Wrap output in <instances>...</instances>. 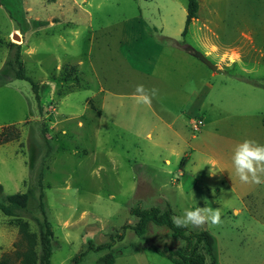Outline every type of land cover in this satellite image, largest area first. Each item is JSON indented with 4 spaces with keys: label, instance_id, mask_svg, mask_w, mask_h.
<instances>
[{
    "label": "rangeland",
    "instance_id": "rangeland-1",
    "mask_svg": "<svg viewBox=\"0 0 264 264\" xmlns=\"http://www.w3.org/2000/svg\"><path fill=\"white\" fill-rule=\"evenodd\" d=\"M187 1L0 0V133L18 134L0 144V198L29 192L26 210L0 212V259L17 263L18 219L39 234L41 190L53 233L50 264H73L89 244L122 231L111 249L88 251L80 264H104L107 254L114 264H173L153 247L183 241L152 224L135 235L136 206L169 207L174 216L220 208L219 225L188 229L213 236L217 264H264V184L241 183L231 159L246 139L264 145V0H197V19L182 36ZM163 37L220 68L213 74L177 53L137 56L146 45L139 44ZM17 50L25 75L42 84L41 111L29 83L15 79ZM222 53L230 56L220 60ZM124 57L156 68L152 76L132 74ZM206 81V112L194 111L193 94ZM137 85L158 89L150 105L134 100ZM158 103L191 112L164 125L150 109ZM198 118L203 125L194 132L189 122Z\"/></svg>",
    "mask_w": 264,
    "mask_h": 264
},
{
    "label": "trees",
    "instance_id": "trees-1",
    "mask_svg": "<svg viewBox=\"0 0 264 264\" xmlns=\"http://www.w3.org/2000/svg\"><path fill=\"white\" fill-rule=\"evenodd\" d=\"M199 11V5L197 0H188L186 7V18L184 23V29L182 36H185L187 29L193 20L197 19ZM168 38H162L158 42L166 44ZM17 44L11 43L10 48L18 49ZM14 56L13 63L17 69L15 70V79L22 80L29 83L36 106L39 111L42 109V98H41V87L42 84L33 81L25 75L24 67L19 59L18 50ZM4 70V68H3ZM1 70V73L3 72ZM4 81L0 80V85ZM18 138V134L14 133L12 128H4L0 133V144L11 142ZM43 179V171L38 174L37 185L41 188ZM2 187L0 186V192ZM43 193L40 190L39 195V211L41 214V220H38L39 234L31 232L29 229L28 222L19 220L16 223L18 234L20 236V242L16 245L17 249L14 250L13 255L16 258L17 263L9 255H4L0 259V264H50V256L52 253V230L50 223L46 218L44 205L42 202ZM29 192L25 193H14L3 195L0 198V212L6 217H15L16 211L26 210L28 208ZM130 214L137 220L134 226L130 229L137 236H142L146 233L147 227L152 224L154 226L164 228L168 230L170 237L174 240L183 241L184 245L182 248H173L168 245H164L162 249L153 247L154 251L162 256L166 257L173 264H205L206 256L209 257L211 264H217V258L214 250V238L207 231H191L187 228H177L172 223V217L174 216L172 210L167 207L160 209L158 207H150L143 209L139 206L130 209ZM128 228L124 226L123 229ZM124 232L111 236L109 242L94 247L93 244H89L85 252L79 253L73 258V264H80L82 258L88 251H103L111 249L116 241L123 239ZM40 247V255H38L37 248ZM104 264H114V257L111 254H107L103 258Z\"/></svg>",
    "mask_w": 264,
    "mask_h": 264
},
{
    "label": "clouds",
    "instance_id": "clouds-1",
    "mask_svg": "<svg viewBox=\"0 0 264 264\" xmlns=\"http://www.w3.org/2000/svg\"><path fill=\"white\" fill-rule=\"evenodd\" d=\"M157 95L158 89L149 90L143 85H137L133 98L137 104L150 105L152 98ZM231 159L235 174L241 183L264 184V145L246 139L235 146ZM171 219L177 228L202 227L206 223L214 226L221 223V210L212 207H195L185 209L182 215L173 216Z\"/></svg>",
    "mask_w": 264,
    "mask_h": 264
},
{
    "label": "crops",
    "instance_id": "crops-1",
    "mask_svg": "<svg viewBox=\"0 0 264 264\" xmlns=\"http://www.w3.org/2000/svg\"><path fill=\"white\" fill-rule=\"evenodd\" d=\"M20 38H21V36H20ZM143 44H146L148 46L145 45L144 47H141V50L138 49L136 54H137V56H139V53H141L140 55H144V59L145 60H146V56L147 55H154L156 57L158 55H163L164 53H167V55H173L174 53H177V55H180V56L184 55V56H187V57L195 58L193 55H191L189 53V51L187 50L186 46L182 47L180 43L176 42L175 40H173L171 38H168L167 44H161L158 41L147 44V42L145 41L142 44H139V46H143ZM210 50H211L212 53H214L216 51L215 46H212ZM129 53L131 54V52L128 50L127 54H129ZM207 54H209V53H207ZM232 55L234 56V58L236 57L235 54L232 53ZM228 57L226 56L225 53H222L220 55V60H224L225 58H228ZM123 60H124L126 66L128 68V71L130 73H132V74L150 75V76H152V74H153V70L152 69L156 68V63L155 62H150L151 66H149L148 64H145V63L144 64H139V66H137L135 64L133 65L129 61V58L127 59L126 57H124ZM80 64H81V62H78V66H80ZM219 68H220V65L218 64L216 66V70H218ZM215 71H212L213 74H214ZM209 90H210V87H209L208 82L206 81V83L203 84L202 90L199 93L195 92L193 94V98L191 100V109H194V111H197L198 109L201 110V108H202V112H206L204 110L203 103H204L205 98L208 97V95H209ZM150 109L152 110L153 114L158 118V120L160 122H162L164 125H167L168 122H170V121H175V120L179 121V120L185 119V118H187L189 116V114L191 112V111L187 112V111H184V109H180L179 108L180 111H176V113L174 114L165 105L159 104V103H158L157 107H154V109L152 107H150ZM262 123L264 124V117L262 119ZM189 124H190V122H189ZM210 161H211L212 165L216 164V162H217L216 159H212V160L210 159ZM183 162L184 161H182L181 164H183ZM166 163H168V160H166ZM209 176H213V173L209 172ZM236 211L237 210H233V213L236 212Z\"/></svg>",
    "mask_w": 264,
    "mask_h": 264
},
{
    "label": "water",
    "instance_id": "water-1",
    "mask_svg": "<svg viewBox=\"0 0 264 264\" xmlns=\"http://www.w3.org/2000/svg\"><path fill=\"white\" fill-rule=\"evenodd\" d=\"M12 39L13 40L15 39L17 41H21L20 40L21 38L16 33L12 34ZM186 48L191 55H193L195 58H197L201 63H203L205 66H207L210 70H212V71L216 70V66L213 65L203 54H201L198 51H195L191 47L186 46Z\"/></svg>",
    "mask_w": 264,
    "mask_h": 264
},
{
    "label": "built area",
    "instance_id": "built-area-1",
    "mask_svg": "<svg viewBox=\"0 0 264 264\" xmlns=\"http://www.w3.org/2000/svg\"><path fill=\"white\" fill-rule=\"evenodd\" d=\"M202 125H203L202 118L192 119L190 121V128L194 132L198 131Z\"/></svg>",
    "mask_w": 264,
    "mask_h": 264
},
{
    "label": "bare ground",
    "instance_id": "bare-ground-1",
    "mask_svg": "<svg viewBox=\"0 0 264 264\" xmlns=\"http://www.w3.org/2000/svg\"><path fill=\"white\" fill-rule=\"evenodd\" d=\"M234 57H230V59H233ZM231 61V60H230Z\"/></svg>",
    "mask_w": 264,
    "mask_h": 264
}]
</instances>
